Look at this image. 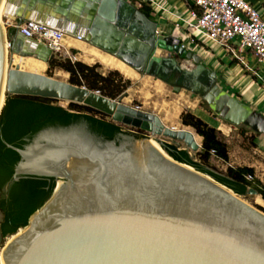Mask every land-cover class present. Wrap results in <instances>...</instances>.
Returning a JSON list of instances; mask_svg holds the SVG:
<instances>
[{
    "label": "water",
    "instance_id": "obj_1",
    "mask_svg": "<svg viewBox=\"0 0 264 264\" xmlns=\"http://www.w3.org/2000/svg\"><path fill=\"white\" fill-rule=\"evenodd\" d=\"M4 15L61 29L174 94L198 97L223 122L264 136L261 113L222 89L201 56L172 36L160 37L159 25L126 0H7ZM6 40L21 58L47 65L55 60L43 45L0 26V113L7 95L50 99L92 108L150 138L104 140L78 124L42 130L22 150L7 145L20 161L3 193L28 177L56 184L1 249L4 264H264V207L162 155L168 144L158 137L198 152L191 132L165 127L157 116L122 104L126 94L111 100L17 66L8 70ZM246 195L259 197L253 189Z\"/></svg>",
    "mask_w": 264,
    "mask_h": 264
},
{
    "label": "trees",
    "instance_id": "obj_2",
    "mask_svg": "<svg viewBox=\"0 0 264 264\" xmlns=\"http://www.w3.org/2000/svg\"><path fill=\"white\" fill-rule=\"evenodd\" d=\"M130 1L132 4L136 3V0ZM138 10L151 20V12L144 3H140ZM11 33L15 35L13 31ZM72 53L77 52L72 51ZM49 66L68 74V83L97 92L111 100L123 95L130 85V82L124 80L118 71H111L105 76L98 73V65L88 66L78 61L55 59ZM58 103L59 101L56 100L37 97L6 96L0 113V213L2 215L0 235L2 238L10 237L19 229L26 227L29 218L49 200L56 184L53 179L28 177L13 183L5 196L3 188L11 180L14 169L20 161L19 154L9 149L7 145L22 150L42 130L78 124H85L93 134L104 140H115L119 136L129 135L123 131L121 125L113 123L109 117L92 108L73 103L63 108ZM206 108L209 110L208 107ZM180 121L184 127L193 129L201 138V149L195 154L198 161H195L187 151L173 145H163L162 148L169 157L212 177L217 183L239 196L244 197L249 189H253L264 202V184L254 177L252 168L228 167L224 173H220L210 167L211 157L223 163L229 161L228 146L219 138L216 129L190 112L183 113ZM138 132L143 135V132L139 130ZM130 136L137 140L143 139L139 135ZM252 143L253 148H256L255 143ZM248 177L250 179H247Z\"/></svg>",
    "mask_w": 264,
    "mask_h": 264
},
{
    "label": "rangeland",
    "instance_id": "obj_3",
    "mask_svg": "<svg viewBox=\"0 0 264 264\" xmlns=\"http://www.w3.org/2000/svg\"><path fill=\"white\" fill-rule=\"evenodd\" d=\"M201 46L204 48L206 45L200 44L199 48L195 46H187L186 49L188 51L195 52L197 55L201 56L203 64L208 68H212V62H209V59L207 58L205 52H201ZM157 55L162 57L166 56V54L163 52H158ZM14 57L19 56L12 54L10 50L7 49L6 67L8 70L14 69L16 67ZM181 63L183 67H193L192 62L190 61ZM45 65L46 69L42 74L50 76L57 80L68 82L69 76H64L62 73L63 71H60L59 69L50 68L49 64ZM93 65H98L97 72L100 74L106 75L111 71H116L112 68H106L102 66L97 61H95L94 64H92L91 66ZM133 72L135 73V76L131 78H127L120 74L124 80L130 82V85L124 92V94H126L127 96L122 100V104L137 109L138 111L157 116L165 127L172 128L173 130H185L191 132L195 137L198 138L197 143L201 146V138H199L195 134L193 129L189 127H184L181 124L180 117L183 113L190 112L203 121L206 119V117L201 111L207 110L206 104L202 102V100L198 97L193 98L189 92L181 91L178 94H174L172 92V88L164 84L163 82L155 78L140 74L136 71ZM218 83H222L219 78ZM58 105L62 106L63 108H67L68 104L64 102H59ZM207 111L211 113L210 110ZM213 117L217 118L216 122L220 123V125L224 129L223 132L219 130L217 131L219 132V138L224 141L228 146L229 161L228 163H223L222 161L211 157L209 161V165L211 168H213L217 172L224 173L228 167H242L250 165L252 164V162L258 160L257 156L252 154V149H254L252 142L257 134L253 133L250 129L243 125L232 126L223 122L218 117ZM121 127L123 130H125L124 132L128 133L129 135L137 134L146 138H150V136L146 133H143V135L139 134L138 130L136 129L125 127L122 125ZM158 140L168 145H175L180 150L187 151L188 154L195 159V161H198V158L195 156V154L200 151L201 147L198 152L193 153L189 149H187L182 143L177 144L175 141L163 137H158ZM161 149L165 154V151L162 147ZM260 163L264 167V161L261 162L260 160ZM242 198L250 205L257 207L255 201L256 197L246 195ZM8 239L9 237L2 238L0 236V252Z\"/></svg>",
    "mask_w": 264,
    "mask_h": 264
},
{
    "label": "crops",
    "instance_id": "obj_4",
    "mask_svg": "<svg viewBox=\"0 0 264 264\" xmlns=\"http://www.w3.org/2000/svg\"><path fill=\"white\" fill-rule=\"evenodd\" d=\"M126 1L136 9L140 7V3H144L148 7L151 12V20L159 25L158 35L160 37L172 36L183 43L186 48L187 46H199L192 37V29L188 27L193 22L191 14L196 11L191 0H136L135 4H132L130 0ZM246 1L256 7L264 18V0ZM42 24L49 26L46 23ZM54 29L61 30L56 27ZM191 40L194 41V44ZM65 42L69 47L70 54L74 55L75 61L82 63H84L81 61L83 48L87 50L93 48L82 40H78L76 36H66ZM71 42L72 44H69ZM201 44L204 45V43ZM72 51L77 53L73 54ZM201 52H205L209 62H212L210 69L217 73V77L222 82L218 85L264 116V61L258 62L251 54L245 53L239 55L241 63L238 59L222 51L217 45L212 44H207L204 48L201 46ZM86 65L91 66L92 64ZM62 73L68 76L65 72ZM102 75L105 76V74ZM201 112L206 117L203 121L210 127L216 130L222 128L212 113L207 110ZM253 142L256 148L252 149V154L257 156L258 160L246 167L252 168L254 177L264 184V167L260 163V160L264 161V136L256 135Z\"/></svg>",
    "mask_w": 264,
    "mask_h": 264
},
{
    "label": "built area",
    "instance_id": "obj_5",
    "mask_svg": "<svg viewBox=\"0 0 264 264\" xmlns=\"http://www.w3.org/2000/svg\"><path fill=\"white\" fill-rule=\"evenodd\" d=\"M196 11L191 14L193 39L198 45H217L222 51L238 59L249 53L258 62L264 61V18L256 7L246 0H191ZM6 33L13 31L26 39L49 49L55 59H68L75 62L65 43L66 35L36 20L18 22L2 15ZM80 40L79 38H77ZM192 42V40H191ZM194 44V41L192 42ZM10 50V41L6 40ZM181 46L186 49L185 45ZM199 48V46H197ZM247 179H250L249 177Z\"/></svg>",
    "mask_w": 264,
    "mask_h": 264
},
{
    "label": "bare ground",
    "instance_id": "obj_6",
    "mask_svg": "<svg viewBox=\"0 0 264 264\" xmlns=\"http://www.w3.org/2000/svg\"><path fill=\"white\" fill-rule=\"evenodd\" d=\"M6 1L7 0H1V4H0V26L3 28V30H4V27H3L2 15L4 14L5 9H6ZM69 44H72V42ZM81 44H83V43H81ZM81 61H83L86 64H93L95 61H97L102 66H104L106 68H112L127 78H131V77L135 76V73L133 72V70L130 69L129 67H127L125 64H123L119 60L115 59L114 57H112L108 54H105L101 51H98L94 48H90L88 50L83 48ZM14 62H15V65L17 67H19L21 70L36 73V74H42L46 69V65L44 63H42L36 59H33V58L14 57ZM63 75H65V74H63ZM63 75H62V77H63ZM59 78H61V77H59ZM1 105H2V103H1ZM219 130L221 132H223L224 129L221 128ZM194 138H195V141L197 142L198 138L195 136H194ZM160 150L162 151V149H160ZM162 155L166 156L163 151H162ZM61 183H62L61 181H58L57 187H59L61 185ZM255 201H256L257 205L264 207V203L260 199V197L256 198ZM0 264H4L1 258H0Z\"/></svg>",
    "mask_w": 264,
    "mask_h": 264
},
{
    "label": "flooded vegetation",
    "instance_id": "obj_7",
    "mask_svg": "<svg viewBox=\"0 0 264 264\" xmlns=\"http://www.w3.org/2000/svg\"><path fill=\"white\" fill-rule=\"evenodd\" d=\"M176 59L178 60V61H180V62H186V61H184V60H179L177 57H176ZM182 64V63H181ZM173 146H175V145H173ZM175 147H177V146H175ZM178 148V147H177ZM179 149V148H178ZM5 194V193H4ZM7 194V193H6ZM6 194H5V196H6ZM0 218H2V215H1V213H0Z\"/></svg>",
    "mask_w": 264,
    "mask_h": 264
}]
</instances>
